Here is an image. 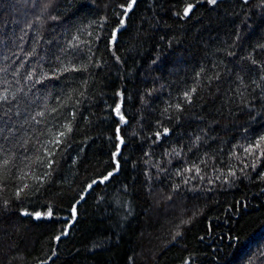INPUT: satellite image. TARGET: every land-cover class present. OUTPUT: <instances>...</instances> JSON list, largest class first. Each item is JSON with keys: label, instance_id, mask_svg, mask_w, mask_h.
<instances>
[{"label": "trees", "instance_id": "trees-1", "mask_svg": "<svg viewBox=\"0 0 264 264\" xmlns=\"http://www.w3.org/2000/svg\"><path fill=\"white\" fill-rule=\"evenodd\" d=\"M12 2L16 7L0 10V20L22 19L23 13L31 10L28 0ZM82 2L84 0H77V6ZM121 2L123 0H97L99 7L96 12L107 10L111 14V10ZM138 2L139 7L120 38L118 54L125 60V65L119 73L117 68L120 66L115 65L110 53H104L101 48L104 60L108 61L103 68H90L91 75L68 73L67 80L61 77L60 81L40 92L49 106H53L57 97L66 99V91L80 86L81 75L89 81L87 99L79 106V115L87 120L81 121L78 117L80 131L76 143L65 153L53 176L51 193L60 191L62 183L66 189L62 208H67L87 180L98 177L109 167L113 141H109L108 137L114 136L116 118L109 116L108 106L117 99L114 91L123 89L124 110L131 127H121L127 145L123 151L121 174L107 187L100 185L95 191L85 192L86 201L79 206L78 221L72 225L69 236L59 244L52 242V236L60 230L61 224L48 227L46 222L30 221L20 217L16 207L7 212L0 211V264H38L37 258L50 255L53 248L58 250L55 264H183L190 257L193 264H217L213 250L222 248L224 251L220 255H227L221 264H248L250 255L264 249V193L260 192L261 185L258 183L237 182L232 187L217 186L213 191L205 192L203 189L208 187L206 181L194 182L173 195L172 200H167L170 179L154 180L149 186L143 176L146 170L155 173V169L149 165L161 159L162 149L145 138L156 130L157 119H162L160 112L169 99V93L176 94L185 82L190 84L193 70H199L201 65L211 68V63L223 60L228 69L234 67L233 63H228L229 58L225 55L232 33L241 30L245 37L248 36L237 0H223L215 11L206 3L197 4L198 10H194L189 22L179 21L172 14L178 9L182 10L185 0ZM106 3L108 9L104 7ZM258 3L259 0H256ZM55 4L59 6L62 17L59 21L61 26L56 29L57 36L68 31L66 20L78 23L84 19L82 15L75 19L76 8L69 11L65 0H55ZM233 9L236 15L232 14ZM253 10L256 14L251 18L255 22L253 27L256 34L252 37V43H255L264 38V28L260 27L261 10L255 4ZM53 23L49 22L45 35L51 34ZM12 27L9 24V34ZM2 28L3 24L0 23ZM168 41H172V47H168ZM28 46L25 45L26 48ZM43 47L42 43L41 51ZM236 51L237 55L243 54L239 48ZM247 51L245 44L244 52ZM152 59H157L156 65L151 63ZM231 59L235 61V57ZM122 75L124 79L120 78ZM230 83L231 78L225 73L218 91L214 85L211 95L207 91L202 92V98L195 101V106L185 111L182 126L168 144L179 140L180 144L175 146L186 145L188 136L205 128H208L210 137H215L207 145L212 152L222 147L227 153L232 143H243L241 137L249 121L247 117L240 119L229 114L225 93ZM151 89L156 90L153 97L141 105L139 96ZM88 120L92 123L89 124ZM164 124L177 127L174 121L165 120ZM250 129L264 131V122H250ZM133 131L137 133L135 137L132 136ZM81 140L86 142L81 144ZM168 144L164 147H168ZM152 150L153 156L144 157L145 151ZM186 154L190 159H196L192 153ZM199 154L202 155L203 150ZM216 159H226V156L218 155ZM73 160H76L75 164ZM145 160L149 163L146 164ZM177 163L174 160L172 168ZM207 172L209 176L214 175L211 166ZM68 185L72 188L68 189ZM125 186L127 192L124 191ZM193 186L201 190H190ZM126 203L130 204L131 215L125 219L126 209L121 205ZM201 210L203 214L184 227L183 237L170 242L175 226ZM60 215L70 214L61 211ZM236 233H240L241 243L233 248L225 247L229 243L228 236ZM201 236L205 238L203 241L200 240ZM94 244L100 246L94 247ZM255 264L260 262L255 261Z\"/></svg>", "mask_w": 264, "mask_h": 264}, {"label": "snow or ice", "instance_id": "snow-or-ice-1", "mask_svg": "<svg viewBox=\"0 0 264 264\" xmlns=\"http://www.w3.org/2000/svg\"><path fill=\"white\" fill-rule=\"evenodd\" d=\"M222 2L223 0H185L182 10L178 9L172 14L179 21L189 22L194 10H198L197 4L206 3L215 11ZM28 3L31 10L24 12L22 19L17 17L0 20L3 24L0 29V211L7 212L16 207L19 216L30 221L46 222L48 227L61 224L60 230L52 236V242L59 244L69 236V230L78 221L79 206L81 202L86 201L85 192L95 191L100 185L107 187L121 174L123 151L127 147L121 127L131 125L124 110L125 90H115L114 96L117 99L108 106L109 116L114 115L116 118L114 136L108 137L109 141H113L109 167L100 172L98 177L87 180L67 208H62L66 189L62 183L60 191L52 194L53 176L65 153L76 143L77 133L80 131L78 117L81 121L87 120L79 115V106L87 99L89 81L81 75L80 86L66 91V99L57 97L53 106H49L40 92L41 89L47 90L50 84L60 81L61 77L67 80L68 73L91 75L90 68H103L108 61L104 60L101 48L104 53H110V59L115 65L120 66L117 68L119 73L125 65V60L118 54L120 38L127 31L139 2L123 0L109 14L107 10L103 13L96 12L99 7L97 0H84L78 6L77 0H65L69 11L73 7L76 8L75 19L81 15L84 19H80L78 23L66 20L68 31L59 36L56 35V29L61 26L59 21L62 17L55 0H28ZM254 4L261 10L260 27L264 28V0H259L258 4L256 0H237L248 36L245 37L241 30L232 33V40L225 55L229 58L228 63H233L234 67L228 69L227 64L220 60L211 63V68L201 65L199 70L194 69L190 84L185 82L183 87L177 89L176 94L169 93V99L160 112L162 119H157L156 130L145 138L150 140L152 145L159 146L162 151L161 159L149 165L155 169V173L146 170L143 176L149 186L154 180L170 179L167 200H172L173 195L194 182L205 181L208 185L203 189L205 192H211L217 186L232 187L237 182L243 184L245 181H251L261 185L259 190L264 193V131L250 129V122H264V38L252 43V37L256 34L253 27L255 22L251 18L256 14L253 10ZM15 7L12 0H0V10ZM104 7L108 9L109 5L106 3ZM232 14H237L235 9ZM50 21L54 22L51 25V34L45 35ZM9 24L13 25L11 34L7 31ZM29 33L32 35L29 36ZM26 44L29 45L27 48ZM245 44L248 47L246 53ZM168 47H172V41H168ZM237 48L242 55H237ZM232 57H235V61ZM151 63L156 65L157 59H152ZM225 73L231 78L225 93V105L229 114L240 119L247 117L249 121L245 124L244 135L241 137L244 142L232 143L227 153L222 147L212 152L207 145L215 137H210L208 128H205L188 136L186 145L175 146L180 144L179 140L168 144L182 126L185 111L195 106V101L202 98V92L207 91L211 95L214 85L218 91ZM120 78L125 77L122 75ZM154 91L156 90H146L139 96L141 105L153 97ZM257 109L261 111L258 112ZM165 120L174 121L177 127L165 126ZM88 123L91 124L92 121L88 120ZM136 135L133 131L132 136ZM85 142L80 141L81 144ZM165 144H168V147L165 148ZM201 150L202 155L199 154ZM186 152L192 153L196 159H190ZM143 155L153 156L154 150L145 151ZM218 155L226 156V159L217 161ZM174 160L178 163L172 168ZM72 162L75 164L76 160ZM145 163L149 162L145 160ZM209 166L214 173L212 176L207 172ZM71 188L72 186L68 185V189ZM190 190L201 189L193 186ZM124 191H128L127 186ZM41 200L44 202L40 203ZM121 207L126 209V219L131 215L130 204L126 203ZM61 211H67L70 215L61 216ZM202 214L201 210L194 212L190 218L181 220L175 226L170 242H176L178 238L183 237L184 227L191 225L197 216ZM204 239V236L200 237L201 241ZM227 239V248L236 247L241 243L240 233L229 235ZM99 246L94 244V247ZM223 251V248L213 250L217 264H221L227 255H220ZM54 258L58 259L56 248L51 250L50 255L38 257L37 260L38 264H55ZM255 261L264 264V249H258L248 257V264H255ZM183 264H193V258L185 259Z\"/></svg>", "mask_w": 264, "mask_h": 264}]
</instances>
